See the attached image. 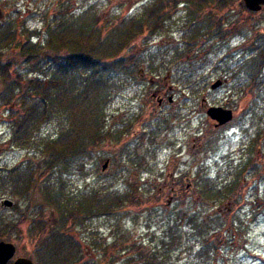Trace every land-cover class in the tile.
Here are the masks:
<instances>
[{
  "label": "rangeland",
  "instance_id": "374dc122",
  "mask_svg": "<svg viewBox=\"0 0 264 264\" xmlns=\"http://www.w3.org/2000/svg\"><path fill=\"white\" fill-rule=\"evenodd\" d=\"M57 1L0 0V20L11 16L32 30L43 31V14ZM150 1L75 0L71 8L81 10L92 4L107 19L138 14ZM232 2L223 14H215L226 17L225 38L201 37L187 53L185 39L191 38V28L185 18L190 14L187 4L178 0L169 29L151 36L145 33L123 52L128 65L135 62L139 67L134 76L121 75L122 87L113 94L105 117V127L121 129V137L100 143L84 171L73 168L63 179L65 190L73 194H88L98 183L106 191H135L139 200L75 226L72 232L82 245L84 260L143 264L139 251L156 250L166 253L161 264H264V67L256 94L247 91L251 80L244 67L264 38V8L257 13L239 11L241 0ZM194 14L200 18V11ZM16 52L11 51L13 70L30 77L31 65ZM218 79L223 84L211 89ZM155 87H170L176 100L156 113L159 106L151 97ZM207 106L232 109L234 118L215 127L206 114ZM11 109L18 111L19 105L0 100V169L30 167L33 185L26 201L14 194L11 185L0 184V218L8 222L4 237L17 246L16 257L35 262V244L49 229L38 223L52 215L43 192L48 174L38 144L43 137L56 138L69 119L59 112L40 127L29 146H17L11 142L15 116ZM141 124L146 134H142L145 129L139 132ZM258 132L262 136L251 150ZM125 148L142 168L137 164L132 168L121 154ZM107 159L110 164L103 170ZM245 160H251L253 167L238 177ZM203 176L221 186L239 182L231 195L213 202L200 196ZM171 177L181 180L177 188L168 182ZM5 199L16 205L4 206Z\"/></svg>",
  "mask_w": 264,
  "mask_h": 264
},
{
  "label": "trees",
  "instance_id": "16d2710c",
  "mask_svg": "<svg viewBox=\"0 0 264 264\" xmlns=\"http://www.w3.org/2000/svg\"><path fill=\"white\" fill-rule=\"evenodd\" d=\"M74 1L58 0L51 11L44 12L43 31L32 30L24 21L15 22L11 16L0 20V100L19 105L18 111L11 109L12 116L15 115L11 142L29 146L34 141V134L53 116L62 113L69 119V125H64L56 138L46 136L38 144L44 155V172L48 174L43 192L46 202L52 206V215L51 221L38 223L49 229L48 234L41 236L35 244L37 264H97L84 260L82 245L72 232L75 226L93 217L112 214L128 202H138L139 195L135 191H106L105 187L98 188V183L88 194H73L65 190L63 175L73 168L84 171L87 160L93 157V151L100 143L107 138L118 140L121 137V129L105 127L107 108L113 94L122 87L121 75L134 76L139 67L135 62L128 65L122 54L139 36L145 33L151 36L169 29L168 21L178 3V0H151L138 14L105 19L92 4L81 10L72 9ZM183 1L190 14L185 18L191 28V38L185 39L187 53L194 50L190 44L201 37L202 40L214 36L225 38L223 18L226 17H215V14L224 12L232 0ZM241 10H246L242 4ZM196 11H200V18L195 16ZM15 50L31 65L30 77L24 78L13 70L10 57L11 51ZM246 64L244 67L251 80L250 87L246 88L256 94L263 83L264 38L259 39L257 52ZM261 136L262 132H258L251 150L255 149L254 142ZM121 154L128 158L134 170V164L141 167L129 148ZM248 166L253 167L251 160H245L238 177ZM255 168L259 169L258 166ZM32 177L30 167L16 165L0 169V184L11 185L14 194L26 201L33 185ZM238 182L239 179L221 186L203 176L200 196L207 201H223L232 194ZM153 195V198L158 197V194ZM29 209L30 202L26 212ZM7 224L0 218V241L7 238L4 237ZM175 226H171L170 231ZM109 249L104 248L105 251ZM139 254L143 264H161L166 256L156 250L139 251Z\"/></svg>",
  "mask_w": 264,
  "mask_h": 264
},
{
  "label": "water",
  "instance_id": "95a60500",
  "mask_svg": "<svg viewBox=\"0 0 264 264\" xmlns=\"http://www.w3.org/2000/svg\"><path fill=\"white\" fill-rule=\"evenodd\" d=\"M242 4L250 12L257 13L264 8V0H241ZM223 84V80L218 79L211 85V89H216ZM206 103V98H203L202 104ZM206 114L210 119L215 121V127L223 126L234 118L232 109H228L222 106H209L206 110ZM110 160H106L103 164V170L109 165ZM2 204L6 207L13 206L14 202L10 199L3 200ZM17 246L6 240L0 241V264H35V262L29 257H16ZM13 260V261H12ZM12 261V262H11ZM11 262V263H10Z\"/></svg>",
  "mask_w": 264,
  "mask_h": 264
},
{
  "label": "flooded vegetation",
  "instance_id": "af4514ba",
  "mask_svg": "<svg viewBox=\"0 0 264 264\" xmlns=\"http://www.w3.org/2000/svg\"><path fill=\"white\" fill-rule=\"evenodd\" d=\"M171 88H163V87H155V89H153V93L151 94V97L155 100H157L158 103V110H154L153 112L156 113L159 110L161 111L162 109H164L165 106L170 105V104H174L176 102V100L173 98V93H171ZM142 123L144 124L145 121H142ZM141 124L139 127V132L142 131L144 125ZM147 133V129L142 131V134H146ZM110 160V159H109ZM172 179H170L168 182H170L171 187H178L181 183V180L176 179L175 177H171Z\"/></svg>",
  "mask_w": 264,
  "mask_h": 264
}]
</instances>
